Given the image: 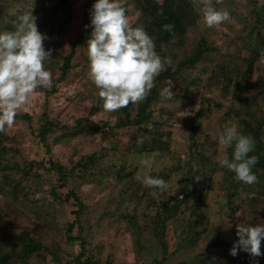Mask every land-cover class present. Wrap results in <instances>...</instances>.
<instances>
[{
	"label": "rangeland",
	"instance_id": "1",
	"mask_svg": "<svg viewBox=\"0 0 264 264\" xmlns=\"http://www.w3.org/2000/svg\"><path fill=\"white\" fill-rule=\"evenodd\" d=\"M60 2L61 0H0V24L9 22L14 25L15 30L19 17L31 14L35 17L38 31L46 36L45 50L66 51L73 39L90 29V11L95 0H65L63 5ZM119 2L126 9V16L132 25L139 16L136 0ZM189 3L194 10V17L192 23L187 26L183 43L166 48L163 54L165 58L170 59L169 65L175 68L178 61L187 56L201 38H205L209 49L203 52L194 66L183 68L179 77L166 80L158 98L151 105L152 119L157 123H149L147 126L162 133L163 138L169 142L168 150L139 152L136 148L142 142L150 143L152 133L145 132L132 138V134L136 132L135 127L105 130L102 123L113 124L116 113L103 109L95 114L89 113L97 99V88L88 78L89 60L83 58L88 57L84 45L76 49V64L70 80L59 83L51 93H46L47 88H37L29 95L27 103L18 110V113H29L32 119L27 121L15 117L13 127L4 132L13 139L18 150L9 156L18 163H22V160H46L51 157L70 165L82 155L101 152L104 149L113 156L126 153V161L138 168L135 179L138 174L144 175L150 171L168 173L166 181L169 187L165 190V197L181 198L183 194L178 192V188L182 185L192 189L187 197L188 204L195 202L199 195L203 196L204 205L201 207L195 228L204 227V231L192 240L184 237L190 210L183 206V211L167 224L165 238L167 250L171 255L165 264H187L204 256L219 260L223 264H252L250 260L243 261L237 255L229 254L233 245V237L230 236L234 224L232 222L245 223L247 212L237 211L230 216V206L239 202L233 199V203L227 206L225 199L221 197L223 191L219 188V169L211 171L209 167L204 174L196 173L195 170L198 168V153L206 154L216 166L219 165L218 157L228 156L230 151H224L219 145V133L226 125H235L240 131L239 120L248 117L242 102L232 96L237 92L235 85L240 89L246 87L243 92L246 101L250 103L249 109L264 118V97L261 92L264 87L260 88V84L264 86V45L257 35V30L264 34V23L263 19L256 21L253 11L263 9L264 0H213V6L217 10H227L230 13L229 22L213 28L204 25L202 16L192 4V0H189ZM7 11L16 14V18H10ZM0 29L3 28L0 26ZM44 63L53 78L57 76L58 69L55 67L51 70L48 62ZM237 73L243 77L235 78ZM231 77L236 83L231 81L227 92L223 87L227 86ZM170 84V91L173 93L171 99L166 93ZM232 107L235 109L230 110ZM43 111H46L49 118L69 126L73 125L77 118H83V123H87L89 129L68 137L62 136L61 131H56L48 138L50 151L46 152L44 144L35 135ZM136 111L137 104L132 103L131 116ZM185 111L191 114L178 116L179 112ZM197 113L200 114L201 127L192 141L188 137V121ZM56 137L58 140L53 142ZM117 155L114 157L115 162H118ZM144 158L151 162V168L140 165V160ZM188 165L193 171L192 174ZM46 174L54 177L51 173ZM99 175L97 173L95 178L88 177L85 180L77 176L71 178V185L86 206L80 222L76 223L73 229V235L80 234L86 239L87 253L101 261L108 259L111 264H147L153 257L160 256L161 247L153 235V229H156L153 227V215L156 211L153 202L164 197L162 192L146 188L136 180L138 185H133L124 194L121 188L113 183V179H104V176L102 178ZM177 177L179 178L176 180ZM196 177H199V183ZM49 187L50 184L42 183L36 188H31L30 198L33 201L29 205L17 203V210L11 218L17 227L34 228L36 234L41 232L44 237L49 236L48 238L57 240L65 247L64 226L74 220L73 210L76 206L72 201L55 200L48 192ZM133 189L137 192L145 189V193L140 198H135ZM60 190L62 194L67 192L66 188ZM9 200L8 195L0 192V205L4 206ZM34 204H39L38 212L41 218L37 217L32 209ZM125 212L136 215L142 241L139 251L129 224L123 217ZM254 223L257 225L259 222ZM229 224L231 226L226 227ZM75 252L77 253L78 249H75ZM38 262L42 263L40 260Z\"/></svg>",
	"mask_w": 264,
	"mask_h": 264
},
{
	"label": "trees",
	"instance_id": "2",
	"mask_svg": "<svg viewBox=\"0 0 264 264\" xmlns=\"http://www.w3.org/2000/svg\"><path fill=\"white\" fill-rule=\"evenodd\" d=\"M65 0H61L63 5ZM136 8L139 9V16L136 22L131 26L137 27L142 25L144 30L151 36L155 42L156 52L165 58L163 52L166 48L174 45H181L185 37V31L187 26L192 23L194 17V10H192L189 0H136ZM162 9L163 14L160 15ZM255 12L256 21L259 22L263 19L264 23V8L261 10H253ZM263 12V14H260ZM7 15L10 18H16V14L7 11ZM171 24L173 29L171 32L164 31L162 25ZM4 30L9 32L14 30V25L9 22L0 24ZM88 31L77 36L68 45V49L52 50V57L47 60L51 70L53 68L58 69V74L52 80V87L46 89V93L54 91L59 83L70 80V75L73 73L75 66L74 58L76 57V49L78 46H86L87 40L91 34V26ZM0 29V33L4 32ZM257 35L260 36V41L264 45V34L257 30ZM209 49L205 38H201L198 44L191 50L187 56H183L177 63L175 68L171 65H167L166 69L155 78V87L148 93L143 102L137 104L136 113L131 116L130 103L127 107L115 111L116 118L113 124L109 122H103V129L112 128H130L135 127V133L132 134V138L136 135L143 134L145 132L152 133L151 142H142L139 147L136 148L139 152H156L162 150H168L169 142L164 139L162 133L158 130H151L147 125L150 123L153 125L155 122L152 119L151 105L155 101L163 84L168 79H174L179 77L183 68L188 66H194L201 58L203 52ZM88 60V57H83ZM46 64V63H45ZM248 73V72H247ZM243 75L237 73L235 78H242ZM234 81V78L228 80L227 86L224 85V90L229 92L228 85ZM236 83V81H234ZM259 83V82H258ZM237 92L232 94L234 99L242 102L247 118H241L239 123L241 124L240 132L244 135H250L255 140V151L249 153V155H255L258 158L257 164L253 167L252 171L258 177V183L251 186L245 185L241 182H237L233 179L234 173L228 170L216 166L215 162L211 160L209 156L204 153H198L196 164L198 168L196 173L205 172L209 167L211 171L219 169L221 171V179L219 188L222 189V198L225 199L227 206L233 203V199L239 203L230 206L231 215L234 212L246 211L247 218L245 225L253 226L254 221L258 224H264V118L256 115L254 110H250V103L246 101L244 96L245 86L241 89L238 85H235ZM263 84H260V88H263ZM98 89L96 91L97 99L92 105L89 113L95 114L102 110V101L98 98ZM262 97H264V90L261 89ZM233 93V92H231ZM232 107L230 110H234ZM200 114H194L188 121V137L194 141L199 128L201 127ZM16 118L30 121L31 115L27 112L18 113ZM85 118V117H84ZM90 123L92 121H89ZM88 122V123H89ZM87 124V123H86ZM83 123V118H77L75 123L71 126L61 124L59 121L49 118L46 111L41 114V122L36 129V137L44 144L46 152L50 151V143L48 138L56 131H61L62 136H71L79 133H83L89 129V126ZM150 129L151 131H148ZM58 138H53V142H56ZM136 143V142H134ZM133 143V144H134ZM228 157L231 158L233 149L229 148ZM17 147L15 146L13 139L8 134L0 132V192L3 195L9 196V201L4 206L0 205V264H111L110 260L104 261L98 260L94 255L87 253V241L80 234L73 235V229L76 223H79L83 212L86 208L80 195L76 192L75 188L71 185V178L74 176L80 179L95 178L97 173L104 179H113V183H116L121 188L122 192H128L133 185L137 186L138 182L135 179V173L137 171L136 165L126 161L127 154L122 155L115 154L114 156L102 150L101 152H91L82 155L78 160L73 161L70 165L63 164L53 158L49 157L46 160L32 159L22 160V163L11 159L9 156L12 153H16ZM118 162H115L116 157ZM120 158V159H119ZM103 163L105 165L101 166ZM189 172L192 174L190 165ZM45 173H51L54 177L48 176ZM153 177L163 178L165 181L168 179V173L161 172H148ZM190 175V174H189ZM210 175L208 179H210ZM199 183V179H197ZM195 182L196 184H198ZM50 184L48 192L58 202H69L76 206L73 210L74 220L67 222L65 228L64 246L57 240L50 239L47 236L44 237L43 233L36 234V229L27 227H17L14 225L15 221L11 218L13 213L17 210L16 204L23 203L29 205L32 198H30L31 188H36L41 184ZM188 181H186V184ZM66 188L67 192L62 194L60 189ZM133 196L140 198L145 193V189L142 192H137L133 189ZM192 189L185 188V185L178 188V192L183 195L181 198H172V196H166V192L163 191V198L153 202L156 206L154 218V225L156 229H153V235L161 247L160 256L153 257L147 264H165L168 257L171 255L167 250V242L165 231L167 224L174 219L181 211L183 206H186L190 210V217L188 220V228L185 232V238L192 240L204 231V227L196 229L195 224L197 218L201 213V207L204 205L202 202V195L198 196V199L191 204L187 203V197L190 195ZM255 193L254 198L247 197L243 194ZM178 194V193H177ZM37 201V200H35ZM22 204V205H23ZM39 204H34L32 207L35 210L37 217L41 218V214L38 212ZM246 209V210H245ZM248 210V211H247ZM257 211V213H255ZM123 217L126 218L129 224L131 233L134 237V242L137 245L138 251L142 248V241L139 235L140 227L138 226L136 215L133 213H123ZM203 215V214H202ZM204 216V215H203ZM233 218L231 219V222ZM232 225L233 242L238 239L236 236V223ZM256 225V224H255ZM50 239V240H49ZM232 242V243H233ZM78 249V252H75ZM261 253L259 257H250L244 251H238L237 257L243 259V261H251L252 264H264V240L261 242ZM187 264H223L219 260H213L209 256L199 258L194 262H187Z\"/></svg>",
	"mask_w": 264,
	"mask_h": 264
},
{
	"label": "clouds",
	"instance_id": "3",
	"mask_svg": "<svg viewBox=\"0 0 264 264\" xmlns=\"http://www.w3.org/2000/svg\"><path fill=\"white\" fill-rule=\"evenodd\" d=\"M192 4L208 28L230 21V13L217 10L213 0H192ZM159 14H163L162 9ZM34 21L31 14L21 16L14 31L0 33V132L13 127L18 110L27 103L31 93L39 87H52L53 75L44 63L52 57V50H45L46 36L38 31ZM90 24L91 34L86 45L88 78L99 90L103 110L111 113L130 103L143 102L155 87V78L170 64V59L156 52L154 40L142 25L131 26L119 0H95L90 11ZM162 28L171 32L173 25L164 24ZM170 86L166 89L169 99L173 96ZM179 113L181 117L191 114L188 111ZM218 143L224 151L233 149L231 158L227 155L218 157L220 167L234 173L233 179L237 182L248 186L259 182L252 171L258 158L249 155L255 151L253 137L242 134L235 125H226L219 133ZM140 165L151 168L147 158L141 159ZM136 179L144 187L160 192L169 187L163 178L149 174H138ZM243 195L254 198L255 193ZM236 236L238 239L229 249L230 255L236 256L238 251L253 258L262 255L264 224H237Z\"/></svg>",
	"mask_w": 264,
	"mask_h": 264
}]
</instances>
